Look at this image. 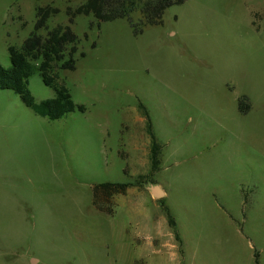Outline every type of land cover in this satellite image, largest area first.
Returning a JSON list of instances; mask_svg holds the SVG:
<instances>
[{
    "label": "rangeland",
    "instance_id": "obj_1",
    "mask_svg": "<svg viewBox=\"0 0 264 264\" xmlns=\"http://www.w3.org/2000/svg\"><path fill=\"white\" fill-rule=\"evenodd\" d=\"M84 1L0 0V64L37 7L59 9L52 29ZM163 20L135 34L75 17L76 67L59 76L84 111L51 120L0 89V264H264V0H186ZM29 88L55 96L38 71ZM106 181L133 185L105 202Z\"/></svg>",
    "mask_w": 264,
    "mask_h": 264
},
{
    "label": "trees",
    "instance_id": "obj_2",
    "mask_svg": "<svg viewBox=\"0 0 264 264\" xmlns=\"http://www.w3.org/2000/svg\"><path fill=\"white\" fill-rule=\"evenodd\" d=\"M186 0H85L76 8L69 10V24H59L52 29L48 28V20L59 9L46 5L36 9V22L34 31L28 36L20 48L9 46L10 67L0 64V89H12L18 93L23 102L38 115L56 120L64 117L74 110H85L83 104H77L72 98L69 89L63 81H60L59 70H73L76 67L77 52L80 43L79 36L74 32L72 23L79 14L93 15L100 25L103 21H111L119 18H128L134 26L135 34L143 32L147 25L163 24V16L168 7L181 4ZM138 10L141 18L134 22L132 14ZM41 29H47L43 36ZM85 51H80V56H85ZM38 71L43 82L55 90L52 98L37 101L29 88L30 76ZM240 108L245 112L249 105L245 99L240 100ZM147 129L150 134L151 171L153 174L159 169L162 146L151 131L148 116ZM133 182L106 181L95 186L96 194L105 202L112 197L125 194ZM96 195V196H97ZM97 202V197H96ZM162 208L166 212L169 224L175 228V221L168 206L159 199ZM99 209L112 212L108 206L98 205Z\"/></svg>",
    "mask_w": 264,
    "mask_h": 264
},
{
    "label": "crops",
    "instance_id": "obj_3",
    "mask_svg": "<svg viewBox=\"0 0 264 264\" xmlns=\"http://www.w3.org/2000/svg\"><path fill=\"white\" fill-rule=\"evenodd\" d=\"M150 142L151 141H149V144H150ZM138 156L140 157V160L142 161V164L144 166L146 165L148 167V169L151 170V165H152L151 163L152 162H151V152H150V148H149V150L144 151L142 154L138 153ZM160 161H161V159H160ZM155 186H158L162 190V193L166 194V191L163 189V187L158 182H157V184Z\"/></svg>",
    "mask_w": 264,
    "mask_h": 264
},
{
    "label": "water",
    "instance_id": "obj_4",
    "mask_svg": "<svg viewBox=\"0 0 264 264\" xmlns=\"http://www.w3.org/2000/svg\"><path fill=\"white\" fill-rule=\"evenodd\" d=\"M153 193L156 195V196H160L162 194V190L158 187V186H154L153 187Z\"/></svg>",
    "mask_w": 264,
    "mask_h": 264
}]
</instances>
